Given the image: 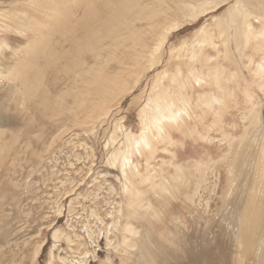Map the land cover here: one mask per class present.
I'll return each instance as SVG.
<instances>
[{"label": "rangeland", "instance_id": "obj_1", "mask_svg": "<svg viewBox=\"0 0 264 264\" xmlns=\"http://www.w3.org/2000/svg\"><path fill=\"white\" fill-rule=\"evenodd\" d=\"M0 264H264V0H0Z\"/></svg>", "mask_w": 264, "mask_h": 264}, {"label": "bare ground", "instance_id": "obj_2", "mask_svg": "<svg viewBox=\"0 0 264 264\" xmlns=\"http://www.w3.org/2000/svg\"><path fill=\"white\" fill-rule=\"evenodd\" d=\"M117 3H119L118 1H116ZM115 4V3H114ZM121 4V3H120ZM132 4V3H131ZM115 7H117L116 5H115ZM137 7H139V6H137ZM146 7V6H145ZM117 8H119V7H117ZM147 8V7H146ZM146 8H144V9H142V10H146ZM108 9H111V7H108ZM124 9V8H123ZM133 9V8H132ZM119 10V9H118ZM122 10V9H121ZM108 11V10H107ZM131 11V10H130ZM133 12H135L134 10H133ZM137 12V11H136ZM135 12V13H136ZM142 12H145V11H142ZM141 12V13H142ZM106 13V12H105ZM109 12H107L106 14H108ZM115 13V12H114ZM120 13V12H119ZM129 13V12H128ZM139 13V12H138ZM137 13V14H138ZM116 14H117V12H116ZM144 14V13H143ZM100 15H103L104 16V14H100ZM122 15H124L123 13H122ZM145 15V14H144ZM127 16H129V15H127ZM132 15H130V17H131ZM99 17H101V16H99ZM98 17V18H99ZM141 17V16H140ZM139 17V18H140ZM97 18V20L98 21H100V20H102V19H98ZM102 18V17H101ZM123 19V18H122ZM121 19V20H122ZM125 19H126V17H125ZM92 20V19H91ZM133 20V19H132ZM127 21H128V19H127ZM93 22V21H92ZM92 22H91V24H92ZM107 22V21H106ZM90 23V21L88 22V25H90L89 24ZM100 23V22H99ZM132 23V22H131ZM94 24H95V21H94ZM93 24V25H94ZM96 24H97V22H96ZM119 24H120V22H119ZM121 24H123V23H121ZM125 24H126V22H125ZM99 25V24H98ZM127 25V24H126ZM133 25V24H132ZM91 26V25H90ZM89 26V27H90ZM124 26V25H123ZM113 28V27H112ZM250 28V27H249ZM116 29V28H115ZM87 31H89V30H87ZM109 33V32H108ZM111 33V32H110ZM109 33V34H110ZM117 33V32H116ZM115 33V34H116ZM118 34V33H117ZM111 35V34H110ZM119 35V34H118ZM114 36V35H113ZM131 35H129V37H130ZM87 38H88V36H86ZM107 37H108V34H107ZM111 37H112V35H111ZM132 37V36H131ZM134 37V36H133ZM137 36H135V38H136ZM93 38V37H92ZM126 38H127V36H126ZM126 38H123V39H126ZM141 38V37H140ZM129 39V38H128ZM132 39V38H131ZM105 40V39H104ZM116 41H119L118 40V37H117V39H115ZM141 40V39H140ZM206 40V39H205ZM89 41V39L87 40V42ZM121 41V40H120ZM128 41V40H127ZM134 41V43L132 44L133 46H134V44H135V40H133ZM132 41V42H133ZM123 42V41H122ZM209 42V41H208ZM93 43V42H92ZM121 43V42H120ZM124 43V42H123ZM129 43H130V40H129ZM77 44H79V43H77ZM100 44V43H99ZM116 44H117V42H116ZM248 44V43H247ZM83 45V44H82ZM115 45V44H114ZM72 46V45H71ZM75 46H77V45H75ZM98 46V45H97ZM73 47V46H72ZM86 47V46H85ZM78 48V47H77ZM81 48H82V46H81ZM76 49V48H75ZM80 49V48H79ZM84 49V48H83ZM101 49V48H100ZM86 50V49H85ZM102 50V49H101ZM89 51V50H88ZM87 52V51H86ZM72 54V53H71ZM70 54V55H71ZM74 54V53H73ZM76 55H77V53H76ZM67 56H69V55H67ZM74 56H75V54H74ZM82 56H84V54L82 55ZM71 57V56H70ZM69 57V58H70ZM77 57V56H76ZM67 58V57H66ZM66 58H65V60H66ZM84 58V57H83ZM71 59V58H70ZM75 59V58H74ZM77 59H79V57H77ZM140 59V58H139ZM62 60V59H61ZM64 60V61H65ZM76 60V59H75ZM69 61V60H68ZM71 61H73V60H71ZM78 61V60H77ZM77 61H74V62H77ZM90 62V61H89ZM72 64H73V62H71ZM68 64V63H67ZM64 65H65V63H64ZM82 65V64H81ZM68 66V65H67ZM83 66V65H82ZM86 66H87V64H86ZM137 66V65H136ZM135 66V67H136ZM69 67H72V68H74L73 67V65L71 66V65H69ZM76 67H77V65H76ZM84 67V66H83ZM62 68H63V66H62ZM78 68H79V66H78ZM85 68V67H84ZM83 68V69H84ZM74 69H77V68H74ZM88 69V68H87ZM91 69V68H90ZM89 69V70H90ZM99 69H101V68H99ZM136 69H137V67H136ZM64 70V69H63ZM69 70H72V69H69ZM82 70V69H81ZM93 70V69H92ZM102 70V69H101ZM74 71H76V70H74ZM73 71V72H74ZM82 71H84V70H82ZM96 71V70H95ZM77 72V71H76ZM94 72V71H93ZM103 72V71H102ZM75 73V72H74ZM79 73V72H78ZM88 73V72H87ZM83 74V73H82ZM95 74V77H96V74H98L97 73V71H96V73H94ZM65 75V74H64ZM80 76V75H79ZM101 76V75H100ZM130 76V75H129ZM77 77V76H76ZM81 77V76H80ZM90 77H92V76H90ZM86 78H87V76H86ZM97 78H100V77H96L95 79L96 80H98ZM79 79V78H78ZM95 79L93 78V81H95ZM106 79V78H105ZM73 80V79H72ZM86 80V79H85ZM78 81H80V80H78ZM88 83H89V81L88 80H86ZM90 81H92V80H90ZM106 81V80H105ZM81 82V81H80ZM56 83V82H55ZM55 83H53V84H55ZM75 83V82H74ZM82 83V82H81ZM92 83V82H91ZM57 84V83H56ZM55 84V85H56ZM59 84V83H58ZM58 84H57V86H58ZM84 84V83H83ZM82 84V85H83ZM90 85V84H89ZM92 85H94V84H92ZM98 87H99V85H98ZM54 88H55V86H54ZM86 88V87H85ZM94 88H96V87H94ZM157 88H158V90H159V87L157 86ZM90 89H91V87H90ZM154 89V88H153ZM171 89H173V88H171ZM56 90V89H55ZM93 90V89H92ZM96 90H97V88H96ZM80 92V91H79ZM93 92H95L94 90H93ZM97 92V91H96ZM177 92V91H176ZM82 94V93H81ZM93 94V93H92ZM102 95V94H101ZM104 95V94H103ZM49 96V95H48ZM78 96H79V94H78ZM81 96V95H80ZM83 96H85L84 95V93H83ZM91 96V95H90ZM90 96H88V97H90ZM109 96H111V95H109ZM72 97V96H71ZM159 97H160V99H157V101L156 102H154V103H150L152 106H154L155 105V107H154V110L157 112L156 113V115L154 116V118H153V126L154 127H157V128H160L161 126H163V124H169L170 122H172V121H176V118H177V112H174V110H175V104L172 102V101H169V100H164V103H163V99H162V97H161V95H159ZM106 98V97H105ZM48 99H49V97H48ZM91 100V99H90ZM96 101V100H95ZM51 103V102H50ZM76 104H79V103H76ZM83 104H87V103H85V102H83ZM62 105V104H61ZM94 105V104H93ZM81 106V105H80ZM79 106V107H80ZM94 107V106H93ZM92 107V108H93ZM56 108H58V107H56ZM91 108V109H92ZM81 109H83L84 110V108H81ZM80 109V110H81ZM85 112V111H84ZM143 141L145 142V138H143Z\"/></svg>", "mask_w": 264, "mask_h": 264}]
</instances>
